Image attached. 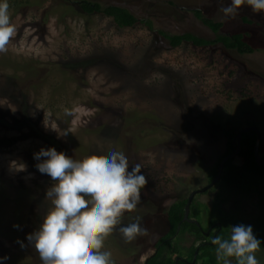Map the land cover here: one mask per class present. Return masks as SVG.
Returning a JSON list of instances; mask_svg holds the SVG:
<instances>
[{
  "label": "rangeland",
  "instance_id": "obj_1",
  "mask_svg": "<svg viewBox=\"0 0 264 264\" xmlns=\"http://www.w3.org/2000/svg\"><path fill=\"white\" fill-rule=\"evenodd\" d=\"M82 1L127 9L152 30L118 29L112 19L83 13ZM8 3L16 34L0 53V120L16 124L24 110L33 128L0 125V257H9L4 264H41L34 248L17 243L27 245V234L51 207L45 200L51 179L38 172L33 158L41 148L55 147L77 160L118 150L130 166L142 164L149 183L138 214L150 236L132 244L118 233L110 236L105 247L115 264H145L155 254L171 206L208 187L210 171L228 150L225 132L238 134L256 123L264 159V14L244 7L226 19L218 0ZM195 11L222 23L220 35L243 36L242 46L255 51L243 56L222 44L172 48L160 33L216 41ZM234 164H243L240 155ZM257 200L245 198L238 212L230 202L226 214L251 225L264 241V197L261 204ZM198 208L205 227L221 219ZM173 245L188 255L182 249L191 240L176 238ZM256 257L264 264V243Z\"/></svg>",
  "mask_w": 264,
  "mask_h": 264
},
{
  "label": "clouds",
  "instance_id": "obj_2",
  "mask_svg": "<svg viewBox=\"0 0 264 264\" xmlns=\"http://www.w3.org/2000/svg\"><path fill=\"white\" fill-rule=\"evenodd\" d=\"M218 3L226 19H235L244 7L264 14V0ZM15 34L8 0H0V53L8 51ZM33 158L38 162V172L51 179L45 193L51 207L39 227L27 234V245L17 243L22 248H34L41 264H115L105 247L110 236L118 233L124 244L150 236L138 214L142 192L149 183L141 163L130 166L129 159L118 150L77 160L55 147L41 148ZM210 242L218 264H259L256 253L264 243L252 226L245 224L230 226L227 236L216 235ZM8 259L0 257V264Z\"/></svg>",
  "mask_w": 264,
  "mask_h": 264
},
{
  "label": "trees",
  "instance_id": "obj_3",
  "mask_svg": "<svg viewBox=\"0 0 264 264\" xmlns=\"http://www.w3.org/2000/svg\"><path fill=\"white\" fill-rule=\"evenodd\" d=\"M80 10L87 15H100L108 19H112L114 25L118 29H134L138 25H146L150 30H152V25L150 22L144 20H139L127 9L115 7V6H102L98 3H92L89 1H82L79 3ZM196 18L201 21L205 26H207L215 35H217L216 41H207L200 39L191 34H185L181 36H169L164 33H160L165 39H167L172 48H180L183 44H192L197 48L210 47L214 44H222L227 50L237 51L240 55H246L248 53H253L255 50L248 45L244 48L241 44L243 41V36H223L220 35L221 30L224 25L222 23H215L212 20L205 18L201 11L194 12ZM23 119L21 121H16V124H8L5 120H0L1 126H7L14 129H31L33 128V122L30 118L28 112L24 110L21 112ZM250 125V124H249ZM228 139V150L227 153L220 158L216 167L210 171L208 175V181L211 182L215 180L219 172V165L221 162L230 154L236 151V147L233 145L237 134L231 132L224 133ZM41 134L40 137H42ZM257 141V135L254 132L246 133L243 135L242 140V150L240 157L243 159L242 165L234 164V160H230L226 163L225 171L221 177L220 182L217 184V189L219 191L218 197L213 201V206L211 209L205 207L206 211L211 214L217 212L221 219L213 220L209 225H214L219 222L220 232L218 235L227 236L230 226L239 225L237 223L238 217L233 214H226L223 208L228 202L234 203V209L238 212L245 198L253 197L255 195L262 199L264 197V167L256 165L255 159V146ZM55 143V142H54ZM57 142L55 143V146ZM188 200H182L176 202L171 206L167 213V224L170 228L169 233L165 235L156 246L157 253L152 256L148 264H186L179 262L177 263L175 256H182L180 253V247L178 245H173L176 238L184 237L186 234H191L195 236L197 241L203 239L201 231L195 224L189 223L185 220V208L187 206ZM202 211L198 208V205L192 204L190 209L189 220L195 219L201 225L204 231L207 230L200 221ZM263 212V211H262ZM228 215V216H227ZM241 224V223H240ZM260 235V234H259ZM257 237V233H256ZM258 239H262L259 237ZM206 240V239H203ZM182 249V248H181ZM196 248L193 247L188 254L189 261H193ZM200 255L196 261V264H218L215 258V246L213 245H203L199 251Z\"/></svg>",
  "mask_w": 264,
  "mask_h": 264
},
{
  "label": "flooded vegetation",
  "instance_id": "obj_4",
  "mask_svg": "<svg viewBox=\"0 0 264 264\" xmlns=\"http://www.w3.org/2000/svg\"><path fill=\"white\" fill-rule=\"evenodd\" d=\"M250 124V125H249ZM248 124V127L246 128H249V127H256V123H249ZM260 131V130H259ZM261 133V131H260ZM239 134V133H238ZM257 135V134H256ZM262 139H263V136H262ZM257 140H258V136H257ZM256 144H257V141H256ZM256 147V146H255ZM260 150H261V144H260ZM233 154V153H232ZM231 155V154H230ZM229 156V155H228ZM256 159V158H255ZM257 163V162H256ZM214 180H212L211 182H208V186L213 182ZM219 183V182H218ZM217 183V184H218ZM217 184H215L210 190H208L207 192L203 193V194H197L194 199H193V202H191L192 204H197V205H202V206H205L209 209H211V207L213 206V201L216 200V198L218 197V194H219V191L217 189ZM195 192H198V191H195ZM194 193V192H193ZM192 193V194H193ZM191 194V195H192ZM191 195L189 196V198L191 197ZM208 196H211V199H210V202L204 200L206 197ZM189 198L187 200H189ZM251 198V197H249ZM248 199V198H247ZM259 203H263L262 199L258 198ZM230 203V202H228ZM227 203V204H228ZM223 208L225 209V211H227V208H226V205L223 206ZM189 223H192V224H195L198 229L201 231L202 233V236H203V239H206V240H201V241H197L196 237L191 235V234H186L184 235V238L186 239H189L191 240V245H189L187 248H183L182 250L185 251L186 253H190L191 249L193 247L196 248V252L194 254V258H193V261H189V256L188 255H182V256H176V260H177V263L179 262H182V263H186V264H196V261L200 255L199 251H200V248L201 246L203 245H211V238L218 235L219 232H220V223L219 222H216L214 225H209L207 227V230L204 231L201 227V225L198 223L197 220L195 219H192V220H188ZM169 226H168V230L165 232V234L159 238V240H161L165 235H167L169 233ZM159 240H157L158 242L155 244V246H157V244L159 243ZM156 249V247H154ZM157 253V249H156V252L155 254ZM154 254V255H155ZM153 255V256H154ZM151 258V257H150ZM148 258V259H150Z\"/></svg>",
  "mask_w": 264,
  "mask_h": 264
},
{
  "label": "water",
  "instance_id": "obj_5",
  "mask_svg": "<svg viewBox=\"0 0 264 264\" xmlns=\"http://www.w3.org/2000/svg\"><path fill=\"white\" fill-rule=\"evenodd\" d=\"M250 132H254L257 134L258 136V140H257V144H256V147H255V158H256V162L258 166L260 167H264V159H262L260 157V144L262 142V133H260L259 129L256 128V127H249V128H246V129H243L242 131L239 132V134L237 135V137L235 138L234 142H233V145L236 147V151L227 156L222 162L221 164L219 165V172H218V175L217 177L215 178V180L205 189L203 190H200L198 192H194L191 197L189 198L188 200V204L185 208V220L188 221L189 220V216H190V209H191V205L193 202V199L194 197L197 195V194H203L205 192H207L208 190H210L215 184H217L218 182H220L221 180V177L225 171V166L226 163L230 160H234V158L238 157L241 153V150H242V140H243V135L246 134V133H250ZM148 261L149 259L146 260L145 264H148Z\"/></svg>",
  "mask_w": 264,
  "mask_h": 264
}]
</instances>
